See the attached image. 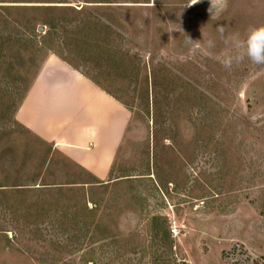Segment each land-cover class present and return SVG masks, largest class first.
I'll return each mask as SVG.
<instances>
[{
  "label": "rangeland",
  "instance_id": "374dc122",
  "mask_svg": "<svg viewBox=\"0 0 264 264\" xmlns=\"http://www.w3.org/2000/svg\"><path fill=\"white\" fill-rule=\"evenodd\" d=\"M261 26L264 0H0V264H264V65L220 63ZM51 57L128 111L105 181L15 119Z\"/></svg>",
  "mask_w": 264,
  "mask_h": 264
},
{
  "label": "crops",
  "instance_id": "0c3cea01",
  "mask_svg": "<svg viewBox=\"0 0 264 264\" xmlns=\"http://www.w3.org/2000/svg\"><path fill=\"white\" fill-rule=\"evenodd\" d=\"M15 119L74 166L105 181L129 114L80 72L51 57L26 93Z\"/></svg>",
  "mask_w": 264,
  "mask_h": 264
},
{
  "label": "clouds",
  "instance_id": "9594fccd",
  "mask_svg": "<svg viewBox=\"0 0 264 264\" xmlns=\"http://www.w3.org/2000/svg\"><path fill=\"white\" fill-rule=\"evenodd\" d=\"M214 14L218 15L222 9H213ZM213 14V15H214ZM217 32L221 37L225 36L224 27H218ZM191 44L193 41L188 39ZM225 44L232 50L223 55L220 63L225 69H231L234 65H238L245 59L255 65H264V26L252 28L246 37L236 33L225 38ZM207 49L214 47V42L208 40L206 42Z\"/></svg>",
  "mask_w": 264,
  "mask_h": 264
}]
</instances>
